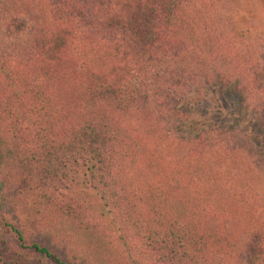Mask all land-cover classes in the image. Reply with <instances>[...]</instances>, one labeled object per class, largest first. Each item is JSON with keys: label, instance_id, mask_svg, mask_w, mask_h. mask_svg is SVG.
Here are the masks:
<instances>
[{"label": "trees", "instance_id": "16d2710c", "mask_svg": "<svg viewBox=\"0 0 264 264\" xmlns=\"http://www.w3.org/2000/svg\"><path fill=\"white\" fill-rule=\"evenodd\" d=\"M221 21L210 0H0V264H239L215 112L179 116L227 91Z\"/></svg>", "mask_w": 264, "mask_h": 264}, {"label": "rangeland", "instance_id": "374dc122", "mask_svg": "<svg viewBox=\"0 0 264 264\" xmlns=\"http://www.w3.org/2000/svg\"><path fill=\"white\" fill-rule=\"evenodd\" d=\"M210 1L221 15L225 31L226 44L221 48L234 61L233 68L226 69L227 91L214 96L207 91L201 93L199 105L192 110L182 107L179 116L186 114V118L194 120L195 112H215L211 128L229 150V156L221 161L229 212L235 214L240 232L246 233L238 263L250 264L254 259L264 264V0ZM211 64L219 66L218 62ZM167 124L176 136L184 134L172 121ZM88 200L95 207L92 199ZM12 214L6 217L11 222ZM101 221L109 225L111 219L106 215ZM108 228L110 240H114Z\"/></svg>", "mask_w": 264, "mask_h": 264}]
</instances>
